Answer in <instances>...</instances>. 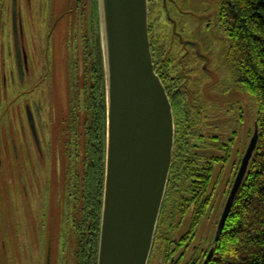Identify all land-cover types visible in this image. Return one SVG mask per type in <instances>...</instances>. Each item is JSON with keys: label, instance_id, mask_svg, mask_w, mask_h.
I'll return each instance as SVG.
<instances>
[{"label": "flooded vegetation", "instance_id": "1", "mask_svg": "<svg viewBox=\"0 0 264 264\" xmlns=\"http://www.w3.org/2000/svg\"><path fill=\"white\" fill-rule=\"evenodd\" d=\"M81 1L76 0V7L58 18V21L67 20L70 15H74L73 23L75 22L78 27L73 39L75 47H68L70 38L68 31L74 25L71 23L70 26L68 22L66 23L68 28H64L65 35L63 34V37L61 35L60 41L62 44L65 40L66 48L60 49L59 44L58 56L55 59L57 64L55 61V64H49L50 58L47 55V63L42 67L39 76L17 97V100L23 97L25 103L20 107L15 105L19 108L18 111L20 110L16 112L21 117L20 124L25 139V177L30 185L38 183L36 165L50 162L51 173L46 167L45 170L47 169L46 172L51 175L50 181L60 182L63 188V193H59L58 197L62 200L66 196L65 206L68 217L73 203L78 204V209L81 210L82 202L86 201L88 196L89 179L95 180L96 176L98 200H101L103 205L106 172L107 89L99 0H86L88 5L86 15L83 12L84 7L80 10ZM196 3V0H186L184 3L182 0L150 2L153 6L150 40L155 70L162 82L164 81V85L169 87L168 95L175 122L173 160L164 203H167L171 191V181L176 184L186 175L190 193L187 195L185 216L192 211L193 222H196L193 229L198 230L203 219H198V216L206 214L213 200V192L208 195V186L212 187L214 184L216 173L218 184L222 181L220 177L225 166L224 100L220 98L217 100L207 94L212 90L214 94L223 97L226 91L230 93L239 84L236 85L234 70L230 71L229 79H224V75H221L223 71L219 74L213 70L215 63L209 57L206 46L208 25L204 22V18L196 16ZM159 5L162 7H158ZM190 8H193V11ZM162 14L166 18L163 30L160 27ZM168 27L170 29L167 34ZM22 49V68L20 69L18 65V59L16 67L19 85H25L34 77L28 51L25 47ZM57 95L62 98L63 106L56 99ZM11 156L15 163L21 160L16 144L12 147ZM236 177L237 175L235 179ZM48 178L47 175L46 184ZM206 179H210L209 183ZM22 185L28 195L27 184L23 178ZM225 205L226 203L222 207V213ZM163 211L164 208L161 216ZM101 218L102 209L99 230ZM161 222L160 217V224ZM170 222L164 224V229L168 230L169 235L178 230ZM91 224L88 223V229L92 228ZM160 224L157 235H160ZM78 228L77 226L76 229L79 230ZM189 231L193 233L192 229ZM157 235L149 264H153L158 250L160 248L163 250V247L167 253L166 257L169 256L171 259L170 264H184L182 261L185 258V251L178 258L176 254H179L184 247L185 240L189 238L188 234L185 238L173 242L165 240L163 246L158 243ZM3 246L6 247L5 242ZM211 250L208 248L206 234L201 246H193L191 262L185 264H205ZM6 253L8 254L5 252L3 259ZM9 254L11 256V251ZM162 264H166L165 261Z\"/></svg>", "mask_w": 264, "mask_h": 264}, {"label": "rangeland", "instance_id": "2", "mask_svg": "<svg viewBox=\"0 0 264 264\" xmlns=\"http://www.w3.org/2000/svg\"><path fill=\"white\" fill-rule=\"evenodd\" d=\"M185 1L182 0L183 3ZM196 1V16L204 18V22L208 25L206 46L209 57L215 63L212 68L219 74L223 71L221 75H224V79H229L233 64L228 57V36L219 23L221 0ZM80 3V10L84 7L83 12L86 15L87 1L82 0ZM15 5L18 11L21 44L28 51L34 73L33 79L25 85L17 84ZM75 7L76 0H3L0 6V264H46L47 262L48 264H78L81 234L76 228L77 224H80L82 209H78V204L73 203L70 218L68 217V210L65 206L66 196L62 200L58 197L59 193H63V188L59 181V183L55 180L50 181L51 175L46 172L47 169L45 170L46 167L51 173L50 162L45 165H36V176L39 181L29 184L24 171L25 139L20 124L21 117L18 115L20 110L16 108L25 103L23 97L18 100L17 97L31 81L34 82L39 76L42 67L47 63V55L50 58L49 64H55V62L57 64L55 59L58 56L59 44L60 49L66 48L65 40L62 44L60 41L61 35L62 37L65 35L64 28H68L66 24L68 22L70 26L71 23L74 24L68 31L70 32L68 47H75L73 39L78 27L75 22L73 23L74 15H70L67 20L58 21L61 15ZM191 10L193 11V8ZM152 13V6H150V21ZM165 20V15L162 14L160 24L162 30L165 29ZM168 29L170 28H167V34ZM236 85H238L237 82ZM207 96L224 100V144L225 150H228L230 155L227 157V152H225L228 161L220 177L222 181L218 184L216 173L214 187L213 185L208 187V195L210 196L213 192V200L198 230L193 229L192 211L187 216L181 215L179 214L180 203H176L175 210L178 216L172 219V224L176 229L178 228L177 232L169 235L168 230L163 228L160 232L158 243L162 246L165 240L173 242L185 238L188 234L189 238L185 240L184 247L179 254H176L178 258L185 251V258L182 261L184 264L191 262L193 246H201V241L206 234L209 250L213 247L222 207L227 201V195L237 175L240 161L253 137L254 124L258 117L255 99L244 88H241V85L235 87L230 93L226 91L223 97L214 94L212 90ZM56 99L60 105H64L60 95H57ZM14 144L18 146L21 157L17 163L11 156ZM47 175L48 184L45 182ZM22 178L26 181L28 195L24 191ZM190 229L193 233L188 232ZM3 242L6 244L5 248ZM9 251H11V256ZM5 252L8 254L6 253L3 259ZM166 254L164 247L163 250L160 248L153 259V264H162L164 261L170 264L171 259L169 256L166 257Z\"/></svg>", "mask_w": 264, "mask_h": 264}, {"label": "water", "instance_id": "3", "mask_svg": "<svg viewBox=\"0 0 264 264\" xmlns=\"http://www.w3.org/2000/svg\"><path fill=\"white\" fill-rule=\"evenodd\" d=\"M99 11L107 89V153L97 264H149L172 167L173 107L153 62L149 0H99ZM14 36L21 69L23 49L16 5ZM258 142L256 127L221 215L216 242ZM213 253L214 249L205 264Z\"/></svg>", "mask_w": 264, "mask_h": 264}, {"label": "trees", "instance_id": "4", "mask_svg": "<svg viewBox=\"0 0 264 264\" xmlns=\"http://www.w3.org/2000/svg\"><path fill=\"white\" fill-rule=\"evenodd\" d=\"M219 23L228 36V57L233 64L236 81L257 103L255 130L257 127L259 142L223 234L219 241L213 240L210 250L214 249V253L207 264H264V0H221ZM225 152L228 157L229 151ZM224 161H228L226 153ZM202 179L205 180V177L202 176ZM87 188L88 196L82 202V217L78 224L81 234L78 264H97L102 209L101 200H98L97 176L95 180L89 179ZM189 193L186 175L176 184L171 181V191L167 203L163 205L162 222H159V233L164 224H169L170 220L171 224L172 219L177 218L176 203H180L179 214L185 215ZM204 215L198 216V219L201 220ZM88 221L92 223L91 229L87 228Z\"/></svg>", "mask_w": 264, "mask_h": 264}]
</instances>
